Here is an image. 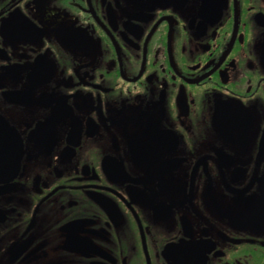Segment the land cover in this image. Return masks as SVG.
Returning a JSON list of instances; mask_svg holds the SVG:
<instances>
[{
  "label": "flooded vegetation",
  "instance_id": "flooded-vegetation-1",
  "mask_svg": "<svg viewBox=\"0 0 264 264\" xmlns=\"http://www.w3.org/2000/svg\"><path fill=\"white\" fill-rule=\"evenodd\" d=\"M0 264H264V0H0Z\"/></svg>",
  "mask_w": 264,
  "mask_h": 264
}]
</instances>
